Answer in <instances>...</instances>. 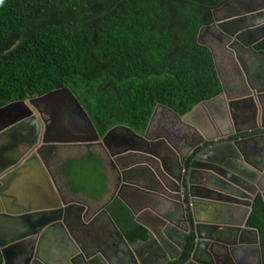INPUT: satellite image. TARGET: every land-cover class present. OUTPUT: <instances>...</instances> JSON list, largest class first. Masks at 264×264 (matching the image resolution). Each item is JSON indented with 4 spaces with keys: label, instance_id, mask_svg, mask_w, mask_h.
<instances>
[{
    "label": "water",
    "instance_id": "1",
    "mask_svg": "<svg viewBox=\"0 0 264 264\" xmlns=\"http://www.w3.org/2000/svg\"><path fill=\"white\" fill-rule=\"evenodd\" d=\"M213 15L214 23L205 27V38L217 39L209 31L215 28L227 42L240 44L244 52L250 51L246 57L251 63L264 60V0H230L215 9ZM198 41L207 45L201 40V33ZM260 69L245 81L244 96L228 101L222 92L195 106L194 109L223 100L218 112L221 121L217 122L226 124L228 132L222 137H207L198 126H193L200 131L199 141L185 154L165 137L148 139L147 131L139 135L126 126H116L101 137L68 86L1 107L3 111L22 105L26 113L32 114L31 118L22 117L0 128V136H9L7 144L21 135L33 137L31 144L35 145L30 153L21 155L15 147L3 153L7 159H0V264H52L44 259L43 251L53 236H65L77 244L70 264H78L75 258L82 259V264H117L105 249L87 251L73 232V226L88 229L96 221L95 214L104 215L113 225L115 235L131 247L107 209L114 199L129 208L135 222L153 239L146 242L141 254L130 251L127 264H150L144 254L147 258L155 252L160 258L153 264L176 261L182 256L190 233L195 237L194 246L189 260L183 264H216V248L221 250L217 258H222V264H237L232 252L246 247L248 243L241 234L250 230L257 234L261 251L258 231L247 225L254 197L260 194L264 201V150L260 154L248 153L256 150L250 143L264 137V61ZM241 102L245 104L244 116L248 117L245 123L236 119ZM111 141L132 145L111 150ZM93 145L101 147L114 165L127 156L141 157L117 168L115 191L96 212L86 202L68 201L60 194L49 163L58 147ZM190 156L193 158L186 167ZM125 171L133 173L128 180L122 174ZM28 182L44 186L49 195L46 203L43 197L33 196L34 191L29 198L21 197L26 204L18 203L20 198L15 193ZM127 190H133L130 198L137 207L125 197Z\"/></svg>",
    "mask_w": 264,
    "mask_h": 264
},
{
    "label": "trees",
    "instance_id": "2",
    "mask_svg": "<svg viewBox=\"0 0 264 264\" xmlns=\"http://www.w3.org/2000/svg\"><path fill=\"white\" fill-rule=\"evenodd\" d=\"M228 1L0 0V108L68 86L100 136L116 126L143 135L158 106L183 116L222 92L212 50L198 36ZM67 165L74 190L106 189L101 153ZM247 225L258 231L264 264L260 194ZM135 228L131 240L146 238L143 227ZM194 238L190 233L182 256L168 264L187 262Z\"/></svg>",
    "mask_w": 264,
    "mask_h": 264
},
{
    "label": "crops",
    "instance_id": "3",
    "mask_svg": "<svg viewBox=\"0 0 264 264\" xmlns=\"http://www.w3.org/2000/svg\"><path fill=\"white\" fill-rule=\"evenodd\" d=\"M205 42L212 50L215 66L222 85V92L225 93V99L230 101L236 99L237 97L240 98V96H244L247 93V88L244 85L245 81H249L255 74L261 71V63L264 60L260 58L255 61V64L251 63V61H249L246 57V53L251 54V52H244L245 50H243L238 43L236 45V43L233 42L229 43L227 41H219L218 39L213 38H210ZM223 102V100H220L219 103H212L209 106H199L196 107V109H194V107L193 112L192 109L190 112L185 114L186 116L183 115L185 116L184 119H181L180 117L182 116L178 115L171 109L164 106H158L155 109L147 128V138L151 139L157 138L159 136L165 137L175 149L185 154L190 146H196L198 144L200 131L204 132L203 134L207 137H212L214 135H220L222 137L228 132V127L226 124H218L217 122L221 121L218 117V112L220 111L219 107ZM239 106V111L236 114V116L239 118L236 119L239 123H242L244 122V119L248 120V117L245 118L244 116V113H246L244 107L245 104L241 102ZM193 126H198L197 128L200 131L197 128H193ZM255 134H259V132H255ZM140 142L142 143L141 140ZM250 144L252 146H255L256 150L248 153H263L264 137L259 136L254 142ZM249 146H245V148H247L248 150H254V147L250 149ZM99 151L100 150H98V152ZM103 153L104 152L102 150V156L105 160L106 166L108 167L107 157ZM131 158L132 159L127 164H131L137 160L135 159L136 157ZM139 159H141L140 156ZM34 184L36 186L38 185L36 183L28 182L27 184L18 187L19 192L17 194L15 193V195L20 198L18 201L19 204H26V201L21 200V197L23 196L29 198V194L31 193L30 190H33V188L36 187ZM139 184L148 186L147 184L142 182H140ZM109 188H111L110 184L108 185L107 189ZM33 191L34 193H36L35 190ZM132 192L133 190H127V195L125 197L130 201V203L132 202V204H135V206L137 207L136 202L131 201L130 194ZM34 193L32 195L36 196V194ZM103 194L102 196H97V194H94V196H89V198H84L82 200L72 199L71 201L75 200L87 202L89 205H91L92 211L96 212L99 211L101 209V206L108 201L106 200L107 196L104 198L105 195ZM82 197L86 196L83 195ZM44 202L46 203L45 200ZM125 208L127 209V211H125ZM107 209L113 220L117 223L121 234L131 244V247L123 243L121 239L117 235H115L116 232L113 228V225L104 215L97 216L95 214L93 221H96L88 229L81 226H73L74 235L79 240V244L87 247V251H93L96 248H101L102 250L105 249L108 253V256L110 255V257H112L117 264H127L130 258V251H132L134 255L141 254L142 251L144 252V245H146V242L149 239H153L148 235L147 230L143 227L147 232L146 238L138 239L137 237H135L134 240H131V236L137 235L138 231L136 230L135 225L139 224L135 222V217L133 216L129 208L123 204L122 201H120V203H115L114 199L109 204ZM127 214L129 216H126L124 219L123 217ZM245 236L247 238V245H249L247 247L251 249V256L250 258H247L249 259L247 264H261V251L259 250V247L257 245L256 233L250 230L245 232ZM49 242H47L46 249L45 251H43L44 259L52 264H70L69 259L71 255L76 252L77 244L71 242L70 240H67L65 236L59 237L57 239H55L53 236L49 240ZM135 250H138V252H136ZM155 254H157V252H155ZM155 254L149 255L147 258L145 254L144 256L150 264H153L156 263V259L160 258ZM75 259L78 264H82V259Z\"/></svg>",
    "mask_w": 264,
    "mask_h": 264
},
{
    "label": "flooded vegetation",
    "instance_id": "4",
    "mask_svg": "<svg viewBox=\"0 0 264 264\" xmlns=\"http://www.w3.org/2000/svg\"><path fill=\"white\" fill-rule=\"evenodd\" d=\"M209 31L214 32L216 34L217 39L220 36L222 38L220 40L226 41L223 36L219 35L218 31L215 28H209ZM205 37H207V35ZM208 39H210V38H205V41ZM236 45H237V43H236ZM25 110H26V108L24 106L15 105V106L9 107L3 111H0V128L3 127L5 124L11 123V122H13V120H16V119H19L22 117L31 118L32 114L28 113V112L26 113L27 110L26 111ZM173 126H174V124H173ZM173 126H171V127H173ZM33 127H34V125H33ZM119 131L122 132V130H119ZM4 137H5L4 135L0 136V159L1 160L8 158V157L3 158L4 157L3 153L7 154L8 151H10L11 149H15V147L17 148L16 151L21 153V155H25L27 153H30L33 150L34 145H35V143L31 144L33 137H28V136L23 137L21 135H18L17 138L16 137L12 138V140L10 142H8V144H7V140L4 139ZM101 137H103V136H101ZM110 145H111L110 147L112 150V148L116 149V148H120L123 146L128 148L132 144H130V142L128 143V142H123V141L120 142V144H118V143H113V141H111ZM98 150H100V151L98 152ZM102 150L103 149L101 147H99L97 145H93L91 147H58L55 150V152H53V155L50 157V161H49L50 170H51V173L54 177L55 185L58 188L60 194L63 197H65L68 201H71L72 199L82 200L84 198H89V196H94V194H96V193H91V192H85L82 190L76 191L69 185V183L66 181V175H67L66 168L68 167V165H67L68 160L73 158V157H80V156L88 154L90 152H94V153L96 152V153L102 154ZM103 154L106 155V157L108 156L106 153H103ZM131 157H136L135 159L139 158V156H127V157L119 159L117 161V163L114 165L111 163V160L107 157L108 167L106 166V163H105L106 171L104 174V176H105L104 184L106 186V189L103 192H102V190L99 191V194H97V196H102V194L104 193L103 194V195H105L104 198L107 196L106 200H109L111 198V195L115 191L116 183L118 182L117 178L119 176V173L117 172L118 171L117 168H119L121 166H125L132 159ZM20 160H21V158H20ZM104 162H105V160H104ZM122 174L128 180L133 173L123 172ZM109 177H110V180H109ZM111 179H112V181H111ZM109 184L111 187V188H109L110 191H109V189H107ZM36 187L33 188V190L36 191V193H34V194H36L37 197H43L42 200L47 201L46 199L49 198L48 197L49 195H48V192L45 190L44 186L43 185H37ZM33 190H30V191L33 192ZM108 193H110V194H108ZM83 195H85L86 197H82ZM75 200H73V201H75ZM79 202H83V201H79ZM89 206L91 208V205H89ZM241 235L245 238V240L247 239L245 236V232H243ZM247 246H249V245L246 244V247H244L243 250L236 249L232 252V258L234 261L237 262V264H247L248 263L249 259H247V258H250V256H251V249H249ZM215 253H216V256H215L216 264H220L222 262V260H221L222 258L221 257L217 258V255L219 253H221L220 248H216Z\"/></svg>",
    "mask_w": 264,
    "mask_h": 264
},
{
    "label": "rangeland",
    "instance_id": "5",
    "mask_svg": "<svg viewBox=\"0 0 264 264\" xmlns=\"http://www.w3.org/2000/svg\"><path fill=\"white\" fill-rule=\"evenodd\" d=\"M206 35H208V32L206 31V28H203L202 31H201V40H202L203 42L205 41V36H206ZM8 137H9V136L6 135V136L4 137V139L7 140ZM6 140H5V141H6Z\"/></svg>",
    "mask_w": 264,
    "mask_h": 264
},
{
    "label": "bare ground",
    "instance_id": "6",
    "mask_svg": "<svg viewBox=\"0 0 264 264\" xmlns=\"http://www.w3.org/2000/svg\"><path fill=\"white\" fill-rule=\"evenodd\" d=\"M246 136H249V133H247ZM246 136H245V137H246Z\"/></svg>",
    "mask_w": 264,
    "mask_h": 264
}]
</instances>
